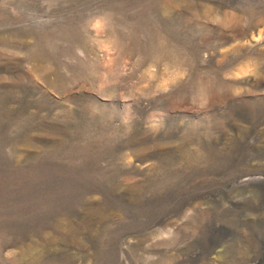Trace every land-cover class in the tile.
Masks as SVG:
<instances>
[{
    "label": "rangeland",
    "instance_id": "1",
    "mask_svg": "<svg viewBox=\"0 0 264 264\" xmlns=\"http://www.w3.org/2000/svg\"><path fill=\"white\" fill-rule=\"evenodd\" d=\"M0 264H264V0H0Z\"/></svg>",
    "mask_w": 264,
    "mask_h": 264
}]
</instances>
